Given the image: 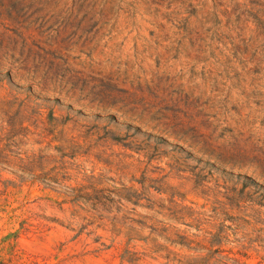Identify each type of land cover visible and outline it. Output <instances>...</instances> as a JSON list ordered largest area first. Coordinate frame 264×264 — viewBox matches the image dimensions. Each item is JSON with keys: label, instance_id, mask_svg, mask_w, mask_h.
<instances>
[{"label": "rangeland", "instance_id": "374dc122", "mask_svg": "<svg viewBox=\"0 0 264 264\" xmlns=\"http://www.w3.org/2000/svg\"><path fill=\"white\" fill-rule=\"evenodd\" d=\"M0 260L264 264V0H0Z\"/></svg>", "mask_w": 264, "mask_h": 264}, {"label": "trees", "instance_id": "16d2710c", "mask_svg": "<svg viewBox=\"0 0 264 264\" xmlns=\"http://www.w3.org/2000/svg\"><path fill=\"white\" fill-rule=\"evenodd\" d=\"M18 257V255H16ZM134 256H137L135 252L131 251L130 247L128 246L127 249L125 250L124 254L122 255L123 259L124 260H127V261H131L132 257ZM19 259H22V258H19ZM10 263L13 262V259L11 261H9ZM0 264H8L7 262H4L2 260H0Z\"/></svg>", "mask_w": 264, "mask_h": 264}]
</instances>
